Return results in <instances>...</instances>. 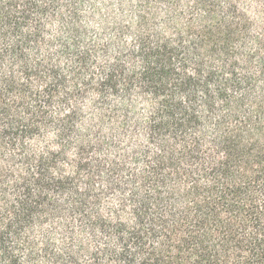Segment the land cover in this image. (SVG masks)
Segmentation results:
<instances>
[{"label": "trees", "instance_id": "obj_1", "mask_svg": "<svg viewBox=\"0 0 264 264\" xmlns=\"http://www.w3.org/2000/svg\"><path fill=\"white\" fill-rule=\"evenodd\" d=\"M0 264H264V0H0Z\"/></svg>", "mask_w": 264, "mask_h": 264}]
</instances>
